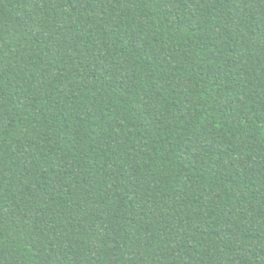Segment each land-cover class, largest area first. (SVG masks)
Wrapping results in <instances>:
<instances>
[{"label":"trees","instance_id":"obj_1","mask_svg":"<svg viewBox=\"0 0 264 264\" xmlns=\"http://www.w3.org/2000/svg\"><path fill=\"white\" fill-rule=\"evenodd\" d=\"M0 264H264V0H0Z\"/></svg>","mask_w":264,"mask_h":264}]
</instances>
